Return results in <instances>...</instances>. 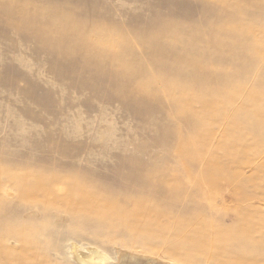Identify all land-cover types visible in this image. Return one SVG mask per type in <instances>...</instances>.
Returning <instances> with one entry per match:
<instances>
[{
	"label": "rangeland",
	"instance_id": "rangeland-1",
	"mask_svg": "<svg viewBox=\"0 0 264 264\" xmlns=\"http://www.w3.org/2000/svg\"><path fill=\"white\" fill-rule=\"evenodd\" d=\"M263 92L264 0H0V246L16 251L29 233L28 255L47 264H79L73 243L111 264H190L160 238L55 205L75 180L126 206L139 196L165 203L210 236L214 226L237 233L250 215L263 241L264 117L250 101ZM200 101L216 107L213 120ZM25 175L48 179L23 196ZM211 251L192 261L243 254ZM255 251L247 261L264 264Z\"/></svg>",
	"mask_w": 264,
	"mask_h": 264
},
{
	"label": "bare ground",
	"instance_id": "bare-ground-1",
	"mask_svg": "<svg viewBox=\"0 0 264 264\" xmlns=\"http://www.w3.org/2000/svg\"><path fill=\"white\" fill-rule=\"evenodd\" d=\"M75 30L76 32H79L81 37L86 38L88 35V33L85 30H77V29ZM155 82H157L161 86H163V84L164 86H166V81L164 79L162 80L158 79V81ZM253 93L254 92L250 93V95H252ZM229 94H230L229 99L234 98L235 92H230ZM263 97L264 96L253 95L250 96V101L254 100L255 105H257L258 103L256 104V102L262 100ZM200 98L201 99L199 100L206 101L204 96L203 97L200 96ZM200 103L203 106L204 109L203 112L209 115L210 119L213 120V118L215 117L214 111L216 107L212 105V103L202 102V101H200ZM183 106L187 107V104ZM254 106L253 109L255 110L254 112L255 117L256 116L264 117V108L262 109L261 107L258 108ZM255 129L257 128L253 126L252 132L254 134L256 132ZM241 142L242 141H240V145L242 144ZM231 145L232 143H227L226 146H223V148L229 149V146ZM236 145L237 144H235V146ZM208 164L210 167H212L213 175H219V172L221 171L220 164L214 160H210ZM47 179H48L47 176L46 177L27 176V175L21 176L18 177L17 182L19 184L16 183L18 184L16 188L20 193H22L23 191L24 194L23 193L22 194L23 196H25V192L27 188L36 189L37 187L36 185L39 184L38 181L46 182ZM218 181L219 180H217V177H215V179L213 176L210 178L211 185H216ZM205 183L207 184V182ZM169 189L173 191V189H177V186L176 185L170 186ZM57 190L61 192L62 189H59L57 187ZM81 192L83 195L79 196ZM139 197L142 199L134 198L131 202L132 204L126 206L125 204L117 201L116 198L110 197L106 192L100 190L97 186L89 187L86 186L85 184H82V182L75 180L72 182V185L68 186V191L65 195L61 197L54 196L53 200L56 202L55 205L58 206L63 202L68 203L64 208L68 212L72 213L74 216L83 217L86 221H90L92 219H98V220H102L103 223L112 226H114L117 222H121L122 230H127V231L130 230L136 235L146 236L150 241L151 239L160 238L161 239L160 241L163 242L162 244H164V246L169 248L171 251L173 252L174 250L184 251L185 252L184 259L186 260L189 259L190 264H197L195 263L196 260L192 261V258L195 259L196 256L198 257L199 255L204 254L206 250L209 251L210 249L219 254H227L229 253V251L232 250V247H237V250H239L240 254L242 252L245 256H243V254L240 255L238 253L240 256H242V258L235 259L232 262L229 261L231 264H253L251 262H248L251 260L247 261L246 259L247 254H250L252 251L259 249L264 251V240L263 241L261 240V242L255 240V231L257 229V223L254 222L253 216L246 215L245 216L246 218L240 220L241 228L237 233L233 232L235 229L232 232L231 231L228 232L227 230L214 226L213 229L216 228L217 233H214L212 236H210L208 235V229L205 230L206 226L203 227V225H201V223H203L204 221L203 222L200 221L201 222L200 224L199 223L192 224L193 217L190 218L187 215L182 217L180 216L177 217L175 215V212H173L165 203L155 202L154 199L149 197H147L149 199L144 198V196H139ZM169 198L172 199L173 200L172 202L175 203L179 202L180 200L179 199L180 197L176 193L173 194L171 193ZM76 199H78L77 200L78 203L75 202ZM5 212L7 213L6 210ZM195 219L193 221H195ZM3 238L4 237H1L0 241H2ZM32 244H34V240L31 238V236L28 233V235L26 236V238L24 239V241L21 243L20 247L16 251H11L6 248H3L2 247L3 245L0 246V264H23L28 259H30L35 264H40V262H42L43 264H47L45 260H43L38 254L28 255V251H27L28 246ZM230 247L231 249L228 250ZM69 248H70L69 253L71 255L70 257L76 260L79 264H111L112 257L110 256V254H107L105 253V251L103 252L98 248H93V249H90L88 247L83 248L74 243ZM127 257L128 256L122 257L120 262L117 263L118 264H154L155 263L154 261L150 262L149 260L144 262V260L141 259L132 261L131 259H129V257L128 258ZM200 257H201L200 259H202L204 256L202 257L201 255ZM126 258L129 260H127ZM118 259H120V257ZM171 264H175V263H171Z\"/></svg>",
	"mask_w": 264,
	"mask_h": 264
}]
</instances>
